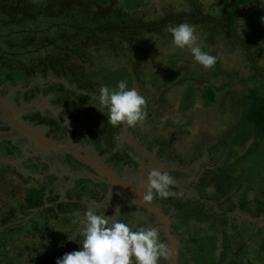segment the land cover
<instances>
[{
    "label": "trees",
    "instance_id": "1",
    "mask_svg": "<svg viewBox=\"0 0 264 264\" xmlns=\"http://www.w3.org/2000/svg\"><path fill=\"white\" fill-rule=\"evenodd\" d=\"M147 1L0 0V93L5 95L11 86L20 84L28 89L24 93L21 90L17 91V96L24 97L26 101H30L40 94L43 96L55 95L53 102L65 105L64 109L70 121L78 123L72 130L73 142L79 146L93 142L100 155L107 154L105 159L107 166L121 173L125 167H136V162L131 156V153H135L136 150L127 142H122L121 138L120 144H118L119 135L123 132V123L119 126H113L108 119L109 112L106 114L97 113L90 106L92 96L89 93L95 94L97 86L100 84L95 81V78L101 76L102 87L107 86L112 89L117 86L119 81L123 80L131 89L134 80L140 79L138 69L146 60V55L143 54L141 48L143 33L162 32L166 34L168 32L172 38L169 31L170 26L174 27L181 23L206 24V27H203V29L206 28V31L204 29L203 32L208 35V43L213 44V42L224 40L231 48L245 54L246 66L248 64L247 68L249 67L250 70L248 69L249 75L242 80L250 85L243 92L242 102L239 97L242 105L240 119L243 131L251 133L252 142L244 153L237 154L233 162L226 165L228 170L225 169L224 171L225 166L222 165L204 172L205 174L199 184L198 199L188 198L186 201L185 195L178 192L176 195L161 198V200L168 202L173 212L176 213L178 222L174 223L173 228L180 231L182 247L184 242L181 233H185V230L178 227L179 221H181V225H186L188 232L192 229L188 226L189 220H206L212 223L210 228L213 225L216 232L208 233L207 230L203 232L204 245H200L198 242L203 235L198 237L192 235V238L188 239H191L190 247L197 245L199 247L191 252L181 249L182 264H238L237 259H239L242 246L233 250L222 241L220 249L217 234H222L225 239L229 238V230L231 228L234 230L236 227L232 225L228 213L237 206L243 213L249 214L251 218L264 215V199L257 198L255 199L257 204L249 206L245 191L241 190L250 176L252 178L257 177L260 183H264V69L257 62V55L262 50L259 44L264 45V10L249 11L245 19L248 22L249 31L241 35L237 31L238 22L243 19L244 6L251 0H217V3L222 4V6H220L221 11L214 15L204 13L200 7L194 4L195 0H189L191 12L188 14L168 12L155 20L146 21L135 14L145 7ZM63 21L64 24H62ZM45 22L50 24L48 28H39V25L45 24ZM77 23L79 24L77 25ZM108 42L110 43L109 46H105V43ZM3 43L7 52H1ZM15 49L16 51H14ZM102 50L114 56H124L125 63L116 69H111L105 64H99L96 61V55H99L97 52ZM203 51L206 52V49L203 48ZM80 59H83L84 62L80 63ZM89 60L91 61L89 62ZM92 61L97 62V69H89V64ZM143 66L146 68L145 65ZM216 66L218 72L213 73V77H217L222 71L218 62ZM48 75L56 78L57 81L50 85V81H47L43 88L40 87L36 78L40 76L45 79ZM235 75L231 78L233 79ZM64 82H67L69 86L73 85L74 90L68 89V85H65ZM258 82L262 86V90L257 87ZM72 96L75 99H72ZM215 96L214 86L211 84L202 91V99L206 105H212ZM145 100L144 111L146 113L150 109V104L147 99ZM93 102L99 101L94 100ZM146 115L148 116L147 113ZM22 117L32 125L49 128L48 134L54 131L64 135L68 133V127L63 123V120H57L39 111L32 114L26 113ZM128 128L135 127L128 126ZM9 129L8 125H0L2 131ZM99 132L106 134L104 145L98 140ZM247 140L249 137L237 144L241 146ZM150 143H148L147 148L150 150L155 144L159 159L164 162L174 166H184L186 163V161L177 160L172 155L169 148L166 147L165 140L155 138ZM27 144L30 143L26 139H12L11 137H4L3 133H0V160H10L0 162V191H3L2 185H4L2 177L9 174L22 180H37L34 177V174L37 173L43 177L44 184L42 186L26 188L24 202L21 205L18 202V206L20 210H27L29 214H31V210H34V213L29 217L33 220L35 217L46 216L43 219V224L33 221L32 231L28 230L29 233H38L42 238L41 241L37 238V246L34 245L33 247L32 245L30 247L29 250L35 253L29 257L28 264H56L58 258L64 254L79 251L80 245L83 244H75L70 251L65 246V241L68 238L66 237L67 233L73 235L76 229L82 228V226H78L79 217L86 216L85 214L89 210L85 206L86 204L83 205L80 200L102 201L108 191L109 184L105 181L97 182L88 176L73 178L70 174L62 173L60 166L65 165L74 172H82L88 168L85 163L70 154L56 152V158L59 159L58 172L50 171L48 163L38 162L39 155L28 157L17 164L12 163L11 161L18 160L33 151L26 146ZM254 155L256 160L253 159ZM202 156L203 154L200 157ZM250 156L253 164L252 173L250 175L245 174L244 180L241 172L246 173ZM195 159L197 158L195 157ZM39 163L45 165V171H41ZM19 165L30 171V174L22 172L18 168ZM59 172H61L62 177L58 175ZM170 172L173 175L181 174L179 170L174 169ZM214 174H219V178L217 179ZM207 176L214 185L206 184ZM228 180L235 183H228ZM67 182H71L72 186L67 190L66 196L61 198V190L65 188ZM174 186H170L171 192L177 189ZM208 186L212 188L210 191L206 189ZM12 193L16 196L14 190ZM236 193L240 195L239 201L223 208L221 205ZM116 197V194L112 195L108 202L109 206L115 205ZM47 202L56 204L57 210L53 206H48ZM208 202L213 204L209 206ZM132 208L134 207L125 202L120 211V221L129 224ZM7 209L14 211L11 206ZM96 213L103 215L104 210L101 213L96 211ZM9 215L11 214L9 213ZM6 219L10 220V218ZM12 219L9 225L6 220L0 223L3 225L2 230H0V264H21L19 258L12 256L9 258V255H4V252L7 253L4 247L11 246L9 241L11 243L13 236L10 234L23 229L19 223L17 224ZM50 221L52 223L53 221L57 222L60 232L56 231L55 226H51ZM69 225H71V229L66 231L65 228ZM213 235L216 236L215 239ZM44 236H48L50 242L46 241ZM81 237V235H77L75 241ZM64 246L63 251L55 250Z\"/></svg>",
    "mask_w": 264,
    "mask_h": 264
},
{
    "label": "rangeland",
    "instance_id": "2",
    "mask_svg": "<svg viewBox=\"0 0 264 264\" xmlns=\"http://www.w3.org/2000/svg\"><path fill=\"white\" fill-rule=\"evenodd\" d=\"M217 2V0H195L194 4L200 7L204 13L214 15L221 11L220 6H222V4L219 5ZM261 9L264 10V3H262L261 0H251V2L244 6L242 14L243 19L238 22V33L243 35L249 31L248 22L245 21L249 11ZM168 12L175 14H188L191 12V2L189 0H148L145 7L141 8V10L135 15L140 16L147 21L155 20L164 16ZM79 23H77V25ZM62 24H64V21ZM41 25L42 24H40V26ZM49 25L48 22H45L42 28L44 27L47 29ZM190 25L195 29L197 45L201 47L202 50L203 48L206 49L207 53L214 56L217 55V62L222 70L221 73L218 74L217 77H213V73L218 72L216 64L212 68H204L194 60L188 48H176L168 32L166 34L162 32L143 33L141 39L143 43L141 48L143 54L146 55V60L142 63L146 68L142 65V67L138 69L140 79L136 78L134 80L132 88H135L140 95L149 101L150 109L146 111L148 116L146 115L143 121L137 124L135 128L128 129V134L133 140L137 139L142 147L147 146L148 143L152 142L155 138L165 140L166 147L169 148L172 155L177 160L186 161L184 164V170L186 171L179 175L169 174L176 180L173 185H178L186 190L188 196L196 197L198 195L200 181L206 170L224 165L225 171L226 165L233 162L237 154L244 153L246 151L245 149L252 142V138H250L251 133L249 131H243L240 119L242 115V105L240 104L242 102L241 97L245 88L250 85L242 79L249 75L250 69L249 67L247 68V66H249L248 64L246 66L247 61L245 54L239 50L231 48L226 41H217L215 43L213 42V44L208 43V35L203 32L204 29L206 31V28L203 29V27H206V24ZM109 44V42L105 43V46H109ZM259 45L262 50L257 55V62L258 65L264 69V45L261 43ZM14 51H16V49ZM1 52H7V48L3 46ZM97 53L99 55H96V61L101 65H107L111 69H116L119 65L125 63L124 56H114L104 50ZM90 61L91 60H89V62ZM93 61L89 64L90 70L97 69V62ZM79 62L83 63L84 61L83 59H80ZM234 74L236 75L232 79L231 76ZM45 80L46 78H39V81H42V83H44ZM56 81L57 80L55 79L54 82ZM95 81L100 84L97 86L95 94H92L93 98L90 106L97 113L106 114L109 110L105 106L100 102H93L94 100H98L97 97L99 96V90L102 87L101 76L96 77ZM210 84L214 86L216 96L212 105H206L202 99V91ZM257 87L259 90H262V86L259 82ZM11 88L17 92L23 90L24 87L18 84ZM2 98L6 97L2 96ZM72 99H75V97L72 96ZM53 101V98H50V96H39L37 99L33 100V103L30 104V106L33 107L30 108L40 109L47 113L49 112V110L47 111L48 108L55 111L58 110L60 112L58 118L65 122V119L67 120V118L64 119V116L66 117L67 115L65 114L66 112L64 113L65 105L61 103L55 104ZM24 125L27 124L25 123ZM29 126V129L34 133L36 132L41 135L45 134L46 129L44 127ZM70 128H72V125H70ZM121 137H125L124 142L130 144L128 139H126V134H124V132H122ZM248 137L249 140L241 146L237 144ZM55 139L58 140L55 142H58L59 145H66L65 140L61 139L60 136L55 137ZM105 139L106 134L99 132L98 140L102 145L105 144ZM79 148H82L84 151L89 150L88 152L96 158L99 157L101 160L107 158L106 153L103 155L99 154L96 145L93 142H91L90 146L86 147L85 145H82ZM150 150L156 152L158 149L154 144ZM149 153L152 154L153 152ZM202 154L203 156L200 157ZM49 156L50 158L46 155H39L38 162H50V171L55 172V170L57 171L55 167H57L59 163L55 157H51V155ZM256 156L259 157V155ZM195 157L197 159H195ZM251 158L252 157L250 156L249 164L247 165L248 169L246 170L245 168L246 173L241 172L244 176L242 177L244 180L245 174L250 175L252 173L253 164ZM253 159L256 160L255 155L253 156ZM39 166H41V171L44 170L45 165L39 163ZM18 168H20L22 172L30 174V171L25 167L19 165ZM226 170H228V167ZM209 176L206 178V184L214 185V183L210 181ZM214 176L217 177V179L219 178V174H214ZM34 177L37 178V180H22L12 174L2 177V183L4 185H2L3 191H0V223H3V221L6 220V223L9 225L11 219L14 218L12 220L17 222V224L19 223L20 227H23L22 230L10 234L13 236L11 243L9 241L11 246L4 247V250L7 252L6 254L4 252V255H9V258L11 256L19 258L21 264H28L29 257H32L35 253L34 251L32 252L29 250L30 247L32 245L33 247L34 245L37 246V238L40 239V241L42 239L38 233H29V231H32L31 225L34 226L33 221L43 224V219L46 218L45 215H42V218L35 217L33 220V218L29 217L34 213V210H31V214H29L27 210H20L18 206V202L20 205L24 202L23 198L26 188L42 186L44 184L43 177H41L39 173L34 174ZM126 177L135 180L137 178V173L131 172ZM10 180H12V182H10ZM228 181V183L231 184L234 182L231 180ZM237 182H239V180H237ZM180 187L175 189L173 193H177L180 190ZM206 189L210 191L212 188L211 186H208ZM12 190L16 192V196L13 195ZM241 190L245 191L249 206H255L257 204L255 199L257 198L264 199V183H260L257 177H248L247 182L243 184ZM239 197V193H236L221 206L226 208L229 204L238 202ZM10 206L13 207L14 211L7 209ZM9 213L11 215H9ZM230 216L232 219V225L236 228L234 230L232 228L229 230L230 233H232L228 239L223 238L222 234H217V238L219 239V242L218 240L217 242L220 249L222 247V241L224 244H228L233 250H237L239 246H242L241 252L239 253V259H237L238 264H240V258L243 260L242 264H264V228L260 229L263 226V223L261 221L254 222L250 218L242 216L236 218L233 216V213H231ZM6 218H10V220H7ZM172 219L173 224L178 222L174 214ZM179 223L178 227L185 230V233H181V236L184 242V244L182 242V249L186 252L194 251L199 247L198 245L196 247H190L191 239H188L192 238V235L197 237L201 236L206 230L209 231L208 233H216L213 229V225L210 228L212 223L207 222L206 220H189L188 226L192 227V229L188 232L186 230V225H181V221H179ZM50 224H53L58 230L59 225L57 223L51 222ZM2 228L3 225L0 224V230H2ZM155 228L160 231V226L157 225ZM69 229H71V225L65 228L66 231ZM172 231L175 234L180 233L177 228H173ZM160 232H158V234ZM74 234L76 235V233ZM74 234L71 235V233H67L66 237L68 238L65 241V246L68 251L74 248L75 244L81 243L79 240L75 241ZM44 237L46 241L50 242L48 236ZM200 238L201 239L198 240L199 244L204 245V235ZM213 238L215 239L216 236L213 235ZM167 245L170 248V244L167 243ZM65 246L61 249L55 250H64ZM168 259L170 258L168 257ZM162 260H167V258H161V263ZM9 261L11 260L9 259ZM166 264H169V261H166Z\"/></svg>",
    "mask_w": 264,
    "mask_h": 264
},
{
    "label": "clouds",
    "instance_id": "3",
    "mask_svg": "<svg viewBox=\"0 0 264 264\" xmlns=\"http://www.w3.org/2000/svg\"><path fill=\"white\" fill-rule=\"evenodd\" d=\"M264 3V0H261ZM172 42L176 48H188L194 58L204 68H212L217 57L197 45L195 29L189 23L169 27ZM98 101L109 110L108 119L113 126L126 124L135 127L145 119V98L135 88H129L126 81H119L115 88L103 86L99 90ZM175 183L167 173L151 170L147 174L141 201L150 203L154 197L168 198L175 193L170 186ZM82 221L83 244L79 251L64 254L56 264H161V258L171 254L169 246L159 238L158 229L141 227L132 230L129 224L97 214L93 209L86 212Z\"/></svg>",
    "mask_w": 264,
    "mask_h": 264
},
{
    "label": "flooded vegetation",
    "instance_id": "4",
    "mask_svg": "<svg viewBox=\"0 0 264 264\" xmlns=\"http://www.w3.org/2000/svg\"><path fill=\"white\" fill-rule=\"evenodd\" d=\"M43 25H44V23L41 26L39 25L40 26L39 28H42ZM3 45L5 46L4 43H3ZM39 78H40V76H38L36 78V80H37V83L42 88L46 85L45 83H47V81H50L49 82V85H50L52 83H55L54 81L56 79V78L54 79L53 77L48 75L46 77V80L44 81V83H42V81H39ZM60 81H63V80L60 79ZM64 83H65V85H68L67 82H64ZM11 87H13V86H11ZM11 87H10V89L8 90V92L5 95H2L0 93L1 94L0 95V103L6 105L7 106L6 109L8 110V112H7L2 106L0 107V125H8L10 127V129L6 130V131L0 130V133H3L4 137H11L12 139H26L30 143V144H27L26 146L30 147L33 150L31 153L25 154L22 158L12 161V163L17 164V163L20 162V160L26 159V158L34 156V155H46L48 158H50L49 155H51V157L52 156L55 157V159L59 163V159L56 158V156H57L56 152L57 153H63V154H70V155L78 158L79 160H81L83 163H85L88 166L87 169H84L82 172H74V171H71L65 165V166H60L62 168L61 172L64 173V174H70L73 178H80L82 176H88V177L94 179L97 182L105 181L106 183L109 184L108 191L105 194V197L103 198L102 201H95L94 199H88V200L87 199H81L80 202L83 205L86 204L85 206H87L88 209L91 208L95 212L97 211V212L101 213V211L104 210L105 216L112 217V216H114L116 214L115 215V219L119 220V221L121 220L120 219V211L124 207L125 202H127L129 206H133L134 208L131 209V216L129 218L130 219L129 225L132 228V230L135 231L136 228H137V230H139L141 227L153 228V227H157V225L160 226V231L161 232L158 231V232H160L159 233V237L161 238L162 242H164L166 244L169 243L170 244V248H171V254L169 256L170 259L167 258V260H162L163 261L162 263L166 264V261H169V264H172V243L170 242V240L168 239V237L166 236V234L164 232V223L161 220V218L157 214H155L154 212L139 206L136 203L135 198L133 197V195L131 193L120 191L119 187L112 185L110 183V181L106 178L105 174L102 171H100L99 169H97L95 166L91 165L90 163H87L86 161L82 160L81 158H79V157H77V156H75V155H73L71 153L60 152V151H57L56 149H54L53 147H48L47 148L45 145L39 143L36 139H34L30 134L26 133L24 130H22L21 128L16 126V124L14 123V121L12 119V115H13L14 111H17V110H18V114L16 116H14L15 120L21 125H24L26 123L27 125H24V126L27 129H29V127H30L29 125H32V124H30L27 120L23 119L22 115H24L26 113L32 114V113H35V112L39 111V112H41V113H43L45 115H49L50 117H54L57 120H60L58 118L60 112L58 110L55 111L53 109L48 108L47 109V111L49 110V112H48L49 114H48L47 112H45L43 110L30 108V107H33V106H30V104L33 103V100H35L39 96H43V95L40 94L37 97L33 98L32 100L26 101V100H24V97L17 96L16 91L12 90ZM26 89H28V88L24 87L23 90H21V91H23V93H24L26 91ZM68 89L74 90V86L73 85L72 86L68 85ZM0 91H1V88H0ZM89 94L93 98V95H92L93 93H89ZM2 96L3 97L5 96L6 98H2ZM45 96H50V98H55V95H45ZM65 112L66 111L64 110V113ZM65 114H67V113H65ZM65 118H67V120ZM64 119H65V122L68 121L67 123L63 122L68 127V133L66 135L61 134L60 132H55V131L53 133L48 134L49 128H46V127H44L46 129L45 134H43V135L40 134V135L45 137L46 139H49L55 145H57V146H59V147H61L63 149L73 150V151H76V152H78L80 154H84L87 158H89L92 161H94L96 163V165H98L100 167L101 166L105 167L107 170H109L111 173H113L116 177H118L119 181L120 180L121 181L122 180L128 181L130 183V185L136 191L140 190L141 198H142V194H143V191H144V189H142V188L140 189L141 182L144 181L145 184H146L147 174L151 170L155 169V170H159V171H162V172H167L168 174H171L170 171L172 169L179 170L181 173L186 171V170H184V166H176V165L174 166L171 163H167V162H164L162 159H159V155H158L157 151L156 152L151 151V150H149V148H147V146H145V147L140 146V143H138L139 141L137 139L133 140L131 138V136H129V134H128V131H129L128 130L129 129L128 126L126 125L127 126V130H126L125 129V124H123L122 131L124 132V134H126V139H128L130 145H132L134 147V149L136 150L135 153H131V156H132L133 160L136 162V167L128 166V167H125L121 173L120 172H116V171L112 170L111 168H109L107 166L105 160H101L99 157H97V158L94 157L90 152H88L89 150L88 151H84V150H82V148H79L80 146L78 144L73 142L72 130H73L74 126L78 125V123L77 122H71L68 114L66 115V117L64 116ZM70 125H72V128H70ZM33 126H35V125H33ZM39 127H43V126H39ZM55 134H56V136H55ZM121 135H119V143L118 144H120V138L122 139V142L125 140L124 139L125 137H121ZM57 136H60L61 139H64L65 142H66V145L64 144L62 146L61 144L59 145L58 142H55V141H58V140L55 139V137H57ZM132 141L134 143H136L138 148L132 143ZM90 144H86L85 146L86 147L90 146ZM149 152H153V153L150 154ZM2 162H5V161H2ZM55 163H56V161H55ZM48 164L50 165V162ZM49 168H50V166H49ZM55 168L57 169V167H55ZM55 172H56V170H55ZM61 172H59L60 174H58V175H61V177H62ZM131 172H136L137 173V178L135 180H132V179H129V178L126 177ZM174 181L176 182L175 179H174ZM71 186H72L71 182L70 183L67 182L65 184V188H63L61 190V198H64L66 196V192ZM178 187H180V186H178ZM178 192H180L181 194L185 195L184 198H185L186 201L188 200V198H193V199H198L199 198V192H198V195L196 197L188 196L186 190L182 189L181 187H180V190ZM177 193H175V195ZM114 194L117 195L116 203H115L114 206H109L108 202H109V200H111V197ZM145 204L154 206L155 208L159 209L168 218L172 235L174 236V238H175V240L177 242V245H178V255H177L178 264H182V258L180 256V251L182 249L180 233L175 234L172 231L173 230V226H174L172 217H173V214L175 216L176 213H172L173 210L170 207V205L168 204V202L162 201L161 198L158 197V196L154 197V200L152 202L145 203ZM207 204L210 206L213 203L208 202ZM47 205L48 206H53L54 209L57 208L56 204L54 205V204H51V203L47 202ZM215 207H218V205H215ZM231 213H233V216L236 217V218L241 217V216L242 217H246V218H251L249 214L243 213L239 209L238 206L235 207L232 211H230L228 213L230 221L232 220L231 216H230ZM261 216L264 217V215H261ZM261 216H259V217H261ZM79 218L80 219H79V225L78 226H82V221L86 218V216H81ZM176 219L178 220L177 217H176ZM53 222L57 223L56 221H53ZM51 226H54V225H51ZM56 231H57V229H56ZM58 231L60 232L59 227H58ZM74 233H76V235ZM74 233L73 234L75 235V237L77 235H81L82 236L81 238H79V241L81 243H83L84 237H83V234L81 233L80 229H76ZM231 233L229 231V233H228L229 236L231 235ZM80 246H82V245H80ZM242 263H243V260L240 259V264H242Z\"/></svg>",
    "mask_w": 264,
    "mask_h": 264
},
{
    "label": "water",
    "instance_id": "5",
    "mask_svg": "<svg viewBox=\"0 0 264 264\" xmlns=\"http://www.w3.org/2000/svg\"><path fill=\"white\" fill-rule=\"evenodd\" d=\"M1 106L8 112V110L6 109V107H7L6 105L0 103V107ZM17 114H18V111H16V112L14 111V113L12 115V119H13L14 123L16 124V126L21 128L22 130H24L26 133L30 134L39 143L45 145L47 148L48 147H53L57 151L64 152V153H71V154L81 158L82 160L86 161L87 163H90L91 165L95 166L97 169H99L100 171H102L105 174L106 178L110 181V183L112 185L119 187L120 191L131 193L133 195V197L135 198L136 203L139 206H141L143 208H146V209L154 212L155 214H157L161 218V220L163 221V223H164V232H165L166 236L168 237V239L170 240V242L172 243V264H178V260H177L178 245H177V242H176L174 236L172 235L168 218L159 209L155 208L154 206L145 204L143 201H141V192H140V190L136 191L130 185V183L128 181H126V180H122V181L120 180L119 181L118 177H116L113 173H111L105 167H102V166L100 167V166L96 165V163L94 161H92L91 159L87 158L84 154H80V153H78L76 151H73V150L63 149V148L55 145L49 139H46L45 137L41 136L39 133L37 134V133H34L33 131H30L24 125L19 124L15 120L14 116H16ZM125 129L127 130L126 124H125ZM132 143L138 148L136 143H134L133 141H132ZM2 161H10V160L3 159L0 162H2Z\"/></svg>",
    "mask_w": 264,
    "mask_h": 264
},
{
    "label": "crops",
    "instance_id": "6",
    "mask_svg": "<svg viewBox=\"0 0 264 264\" xmlns=\"http://www.w3.org/2000/svg\"><path fill=\"white\" fill-rule=\"evenodd\" d=\"M250 219L253 220L254 222H256V221H257V222H260V221H261V222L263 223V224H262L263 226L261 227V229L264 228V217H263V216H261V217H256V218H250ZM162 262H163V261H162Z\"/></svg>",
    "mask_w": 264,
    "mask_h": 264
}]
</instances>
